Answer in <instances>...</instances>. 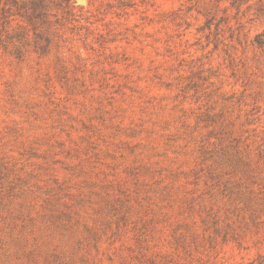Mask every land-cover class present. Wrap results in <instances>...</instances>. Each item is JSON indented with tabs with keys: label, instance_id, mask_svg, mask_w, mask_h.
<instances>
[{
	"label": "rangeland",
	"instance_id": "rangeland-1",
	"mask_svg": "<svg viewBox=\"0 0 264 264\" xmlns=\"http://www.w3.org/2000/svg\"><path fill=\"white\" fill-rule=\"evenodd\" d=\"M0 264H264V0H0Z\"/></svg>",
	"mask_w": 264,
	"mask_h": 264
}]
</instances>
